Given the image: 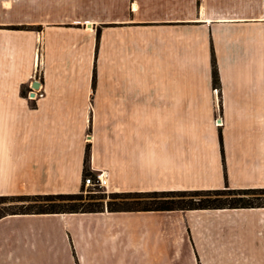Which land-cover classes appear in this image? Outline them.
Masks as SVG:
<instances>
[{"label": "crops", "instance_id": "1", "mask_svg": "<svg viewBox=\"0 0 264 264\" xmlns=\"http://www.w3.org/2000/svg\"><path fill=\"white\" fill-rule=\"evenodd\" d=\"M36 65L29 100L12 78ZM87 146L111 192L264 187V0H0V195L78 191ZM206 216L255 245L264 207L9 214L0 264H185Z\"/></svg>", "mask_w": 264, "mask_h": 264}, {"label": "trees", "instance_id": "2", "mask_svg": "<svg viewBox=\"0 0 264 264\" xmlns=\"http://www.w3.org/2000/svg\"><path fill=\"white\" fill-rule=\"evenodd\" d=\"M99 30H97V37ZM218 79L216 67L213 68ZM95 83L93 82V85ZM216 84V83H215ZM222 145V137L220 135ZM96 177L89 167V146L85 150L83 178ZM225 182L219 188L169 189L110 192L106 202L81 191L0 195V218L9 214L75 213L98 211H167L191 209L264 207V187L235 188ZM97 187V186H96ZM99 188V187H98ZM104 195L101 196L104 198ZM100 197V199H102Z\"/></svg>", "mask_w": 264, "mask_h": 264}, {"label": "rangeland", "instance_id": "3", "mask_svg": "<svg viewBox=\"0 0 264 264\" xmlns=\"http://www.w3.org/2000/svg\"><path fill=\"white\" fill-rule=\"evenodd\" d=\"M63 13V12H60ZM113 26V25H110ZM13 31L15 34L23 33L25 31H34V32H39L42 29L41 25H32V24H20V23H13L11 26L8 27ZM97 30H99V36L96 37V44H95V54H94V72L92 76V83H96L99 81V76L96 74V65H97V58H98V51H99V42H100V30L101 28L98 27ZM97 32V31H96ZM97 35V34H96ZM120 60L117 59V63ZM145 62L147 63V59H145ZM212 67H216L215 59L212 58ZM212 68V71L214 70ZM217 70V67H216ZM218 74V71H217ZM189 81L191 82H196V81H201V78L198 76H188ZM212 82L213 84L220 82L219 79V74H218V79H215L214 72H212L211 75ZM34 80H38L41 84L45 82V76L43 75V70L41 66H37L34 69L33 74L29 76H13L12 78V83L15 84L17 82H21L20 90L21 94L27 98L31 99L29 94L31 91H35L37 95L34 97V99L37 98H42L45 94V89H43L41 86L38 88H33L32 83ZM141 81L144 83H148L151 80L149 79L148 75H144L141 78ZM215 92L217 90H214ZM140 93V95H142ZM30 104L33 106L35 105V102H30ZM142 111L145 110L146 108H141ZM218 111L219 108L217 107ZM149 119V116L148 118ZM221 119L222 116L221 114L217 113V115L214 118V124L217 126L221 125ZM149 126H152L149 122V120H146L145 124L143 125L142 129H148ZM150 129V128H149ZM151 129H155V126ZM204 129H207L206 124L204 126ZM90 131V129H89ZM222 129L219 126V133L221 135ZM87 135H90L87 133ZM222 136V135H221ZM225 168V164H224ZM227 176V173H226ZM92 177V176H91ZM86 178V177H85ZM83 178V184L79 188V192L82 190L83 194L85 196H89V194L97 196L99 199L95 200H103L106 202L110 198L108 197V194L111 191H107L105 186L102 188L98 187H92V186H86L84 184V179ZM94 178V177H92ZM228 181V179H227ZM225 182V180H224ZM229 184V181H228ZM224 185V184H223ZM230 185V184H229ZM231 186V185H230ZM222 187V186H221ZM189 189H195V188H189ZM150 191V190H147ZM115 192V191H113ZM105 193L104 198L103 196ZM100 197L102 199H100ZM207 214H210L207 213ZM220 217V216H219ZM217 217V220H215L214 224H212L211 221V216H206L202 217V220H198L196 218L189 219L188 217L185 219L186 225L188 226L189 230V237H190V242H189V257L186 260L185 258V264H241L243 260H248L249 262L251 261H260L263 263L264 261V221L261 220V226L262 229L259 228L257 231V242L255 245H252L251 243L244 244L240 243L238 245L234 244L233 238L237 235L243 234L245 232V229L243 226V223L239 220H234L231 217ZM264 218V217H263ZM243 219V217H242ZM242 223V224H241ZM247 238H250L249 236ZM235 246V248H234ZM243 246H246V250H244ZM259 248L261 250H253L254 247ZM242 248V249H239ZM252 248V249H251Z\"/></svg>", "mask_w": 264, "mask_h": 264}, {"label": "built area", "instance_id": "4", "mask_svg": "<svg viewBox=\"0 0 264 264\" xmlns=\"http://www.w3.org/2000/svg\"><path fill=\"white\" fill-rule=\"evenodd\" d=\"M40 86V85H39ZM33 93V95H31ZM37 95L35 91H31L29 96L30 98H34ZM106 181L101 177L100 174H97L95 178H92L91 176H88L84 179V184L86 186H92V187H99L102 188L105 185Z\"/></svg>", "mask_w": 264, "mask_h": 264}, {"label": "water", "instance_id": "5", "mask_svg": "<svg viewBox=\"0 0 264 264\" xmlns=\"http://www.w3.org/2000/svg\"><path fill=\"white\" fill-rule=\"evenodd\" d=\"M40 84L41 83L38 80H34L33 83H32V87L33 88H38ZM31 95H33V93Z\"/></svg>", "mask_w": 264, "mask_h": 264}]
</instances>
